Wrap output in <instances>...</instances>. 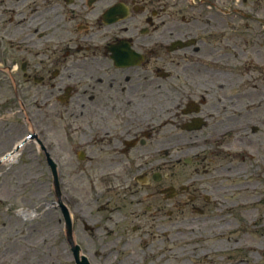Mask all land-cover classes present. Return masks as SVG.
Listing matches in <instances>:
<instances>
[{
	"label": "flooded vegetation",
	"instance_id": "1",
	"mask_svg": "<svg viewBox=\"0 0 264 264\" xmlns=\"http://www.w3.org/2000/svg\"><path fill=\"white\" fill-rule=\"evenodd\" d=\"M1 83L74 193L63 259L239 261V238L194 226L219 236L238 180L264 173V0H0ZM178 210L187 238H169ZM10 228L0 264H33Z\"/></svg>",
	"mask_w": 264,
	"mask_h": 264
},
{
	"label": "rangeland",
	"instance_id": "2",
	"mask_svg": "<svg viewBox=\"0 0 264 264\" xmlns=\"http://www.w3.org/2000/svg\"><path fill=\"white\" fill-rule=\"evenodd\" d=\"M8 97V84L1 83L0 157L11 149L17 141L30 133L29 125L27 126L24 116L14 114L4 106V103L7 104L8 102ZM37 150L36 145L29 144L24 149L19 161L0 167V238L8 233L6 228L8 224H11V238H17V240L26 238L28 240L27 243L30 244L33 253V264H63V262L64 264H71L69 251L66 249L67 253L63 259L62 250H59V238L63 237L62 230L64 229L61 222L62 217L53 195L51 175L47 172V165L45 162L34 158ZM183 181L184 178L180 176L178 171V184ZM257 181V189L254 191L253 185ZM238 184L240 186L250 185L249 191L252 192L253 196L257 195L254 199L256 208L253 209L247 220L242 216L243 209H234L232 214L227 217L231 223V228L234 230H225V235L220 237L217 236L218 233L216 234L215 228H211L209 223L204 225L203 230L197 224L194 227L198 228L199 234H204L203 236L207 238H233L246 234L250 243L256 246L258 239L264 240V226H261L264 221V173L246 175L243 179L238 180ZM227 198L228 196L225 195V200ZM233 199L238 203V195L233 196ZM22 208L37 209V218L25 221L17 214V211ZM95 208L97 212L98 209ZM192 217L196 216H193L188 210L185 212L178 210L174 218L176 223L174 228L176 227L177 234H173L169 238H187L192 235L191 233L188 234L187 227H193V225H187L184 222L187 218ZM224 222L222 221V223ZM224 228L227 227L224 226ZM241 256L246 260L249 259V264H264V252L258 253L256 249H253L251 254L243 249Z\"/></svg>",
	"mask_w": 264,
	"mask_h": 264
},
{
	"label": "bare ground",
	"instance_id": "3",
	"mask_svg": "<svg viewBox=\"0 0 264 264\" xmlns=\"http://www.w3.org/2000/svg\"><path fill=\"white\" fill-rule=\"evenodd\" d=\"M22 151H23V148L20 149L18 152H15L13 153L11 156H9L6 160L2 159V163L3 164H6V165H11L15 162H17L20 158V156L22 155ZM258 181L255 182V184L253 185V187L255 188L254 191H256ZM251 188L250 185H245V186H241L239 187V195H238V205L236 206L235 209L237 208H241L243 209V212H242V216L246 218V220L249 218L250 214L252 213L253 209L256 208L255 205H256V202L254 201L255 197H257V195H252V192L249 191ZM49 209L51 210V207L49 205ZM37 209H26V208H22L20 209L19 211H17V214L19 216H21L23 219H25V221L27 220H34L37 218V213H36ZM224 214L222 216L223 221L224 222V226L227 227V228H224V226L221 228V231H222V234L221 236H224L225 235V230H230V231H233L234 229L231 228V223L230 221L227 219V217L232 214V210H228L227 207H225L224 209ZM19 219V218H18ZM21 220V219H20ZM24 221V220H23ZM261 226H264V221L262 222V225ZM233 238H239V240H234V244H233V251L236 250L238 247L243 250L245 249L247 252H249L251 254V252L253 251V249H256V251L258 253H263L264 252V240L262 238L258 239L257 240V245H253L252 243H250L249 241V238H246V234H242L241 236H236V237H233ZM234 259H237L236 255L233 257ZM249 264L250 263V260H246V259H243V256H241L239 258V261L234 264Z\"/></svg>",
	"mask_w": 264,
	"mask_h": 264
},
{
	"label": "water",
	"instance_id": "4",
	"mask_svg": "<svg viewBox=\"0 0 264 264\" xmlns=\"http://www.w3.org/2000/svg\"><path fill=\"white\" fill-rule=\"evenodd\" d=\"M65 214H66V218H67L68 235H69V238H73L72 237V225H71V221L69 218L68 211L65 210Z\"/></svg>",
	"mask_w": 264,
	"mask_h": 264
}]
</instances>
